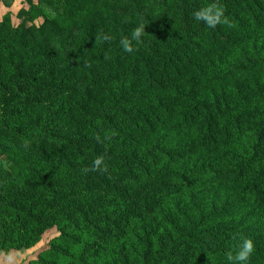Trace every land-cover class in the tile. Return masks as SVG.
<instances>
[{
	"label": "trees",
	"instance_id": "1",
	"mask_svg": "<svg viewBox=\"0 0 264 264\" xmlns=\"http://www.w3.org/2000/svg\"><path fill=\"white\" fill-rule=\"evenodd\" d=\"M26 2L0 21V255L56 229L40 264H227L241 238L264 264V0H215V28L213 0Z\"/></svg>",
	"mask_w": 264,
	"mask_h": 264
},
{
	"label": "clouds",
	"instance_id": "2",
	"mask_svg": "<svg viewBox=\"0 0 264 264\" xmlns=\"http://www.w3.org/2000/svg\"><path fill=\"white\" fill-rule=\"evenodd\" d=\"M192 19L196 22H202L208 28H215L217 25L228 23L224 15V9L219 6L215 0L195 10L192 13ZM144 29L145 25L142 22L137 23L129 34L119 38L118 43L123 52L132 53L134 51L135 44L141 41L142 37L146 35ZM96 40L108 44L113 42V35L109 32H102L96 37ZM97 140H99V137H97ZM88 170L89 169H85V171ZM91 170H105L103 156H97L92 161ZM253 252V241L249 238H241L234 252L230 251L227 253V264H246Z\"/></svg>",
	"mask_w": 264,
	"mask_h": 264
},
{
	"label": "rangeland",
	"instance_id": "3",
	"mask_svg": "<svg viewBox=\"0 0 264 264\" xmlns=\"http://www.w3.org/2000/svg\"><path fill=\"white\" fill-rule=\"evenodd\" d=\"M27 0H11L10 6H5L4 3L0 5V21L3 20L4 16L7 14H12L17 16L22 10L29 9V6L26 2ZM34 23L36 25H40L43 21V17L34 14ZM14 21L16 24H19V20L14 17ZM58 236V232L56 229H51L47 231L43 239L27 250H11L7 253H3L0 255V264H40L41 260H53L54 257L47 253L51 247V242ZM76 254V252H73ZM59 264H67L68 259H58Z\"/></svg>",
	"mask_w": 264,
	"mask_h": 264
}]
</instances>
